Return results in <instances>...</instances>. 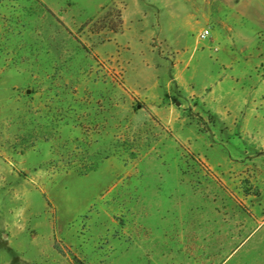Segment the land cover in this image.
Wrapping results in <instances>:
<instances>
[{
    "label": "rangeland",
    "instance_id": "1",
    "mask_svg": "<svg viewBox=\"0 0 264 264\" xmlns=\"http://www.w3.org/2000/svg\"><path fill=\"white\" fill-rule=\"evenodd\" d=\"M0 264H264V0H0Z\"/></svg>",
    "mask_w": 264,
    "mask_h": 264
},
{
    "label": "built area",
    "instance_id": "2",
    "mask_svg": "<svg viewBox=\"0 0 264 264\" xmlns=\"http://www.w3.org/2000/svg\"><path fill=\"white\" fill-rule=\"evenodd\" d=\"M209 35H210V31H209V30H205V31H203V32L200 34V37H201L202 39H206V38L209 37Z\"/></svg>",
    "mask_w": 264,
    "mask_h": 264
},
{
    "label": "trees",
    "instance_id": "3",
    "mask_svg": "<svg viewBox=\"0 0 264 264\" xmlns=\"http://www.w3.org/2000/svg\"><path fill=\"white\" fill-rule=\"evenodd\" d=\"M75 260H77L76 258H75ZM78 261V260H77Z\"/></svg>",
    "mask_w": 264,
    "mask_h": 264
}]
</instances>
